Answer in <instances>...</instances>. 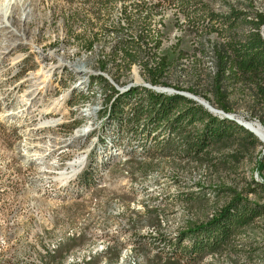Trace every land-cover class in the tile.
<instances>
[{
  "label": "rangeland",
  "instance_id": "374dc122",
  "mask_svg": "<svg viewBox=\"0 0 264 264\" xmlns=\"http://www.w3.org/2000/svg\"><path fill=\"white\" fill-rule=\"evenodd\" d=\"M197 1L218 13L232 8L249 17L264 13V0ZM248 28L240 23L237 29ZM156 29L161 33L160 52L171 55L172 63L161 84L154 85L162 88L157 91L166 88L163 93L172 94L179 88L213 99L211 46L221 38L194 34L175 3L21 0L9 26L0 27L2 264H47L49 254L57 259L64 255L57 264H158L160 257L165 259L159 255L161 236H175L190 222L210 217L228 201V187L245 190L251 177L264 186V148L242 135L196 158L172 150L120 157L107 166L100 181L80 177L83 160L71 172L69 163L90 149L97 147L104 155L111 151L99 143L101 126L88 137L81 134L98 103L79 106L81 98L69 95L71 88L85 87L87 75L99 71L119 91L142 84L136 73L151 84L142 62L127 65L113 50L124 37L144 30L155 34ZM261 32L264 36V27ZM92 38V49H84L81 42ZM180 51L181 58H175ZM140 57L146 61L144 53ZM101 60L107 63L103 70ZM71 65L86 70L73 72L75 81H59L58 73L73 70ZM36 78H46L39 88ZM229 104L235 118L261 125L264 105L253 90L234 91ZM256 189L248 196L264 203L259 186ZM124 248L130 252L123 254ZM81 251H90L88 262L79 261ZM191 264H264V214L238 231L223 251Z\"/></svg>",
  "mask_w": 264,
  "mask_h": 264
},
{
  "label": "trees",
  "instance_id": "16d2710c",
  "mask_svg": "<svg viewBox=\"0 0 264 264\" xmlns=\"http://www.w3.org/2000/svg\"><path fill=\"white\" fill-rule=\"evenodd\" d=\"M157 3H175L187 21V27L194 34L201 36L215 33L221 38V41L217 40L211 46L215 60V71L211 76L213 99L203 95L206 101L225 113H231L229 96L234 91L251 89L256 100L264 105V36L261 32L264 13L257 12L249 17L243 11L233 8L218 13L197 0H157ZM240 23L247 24L248 30L239 32L237 28ZM95 39L81 42V46L91 50ZM161 44L159 29L155 30V34H152V30H144L138 36L132 34L122 38L113 53L127 65L142 62L151 84L160 85V78L172 64L171 55L161 54ZM141 53L147 56L145 62L140 57ZM182 54L178 52L175 58H181ZM106 65L104 60L99 63L101 70ZM62 79H67V82L75 80L72 72L65 70L60 72L59 81ZM85 85L81 89L71 88L69 95L81 98L80 102L83 103L95 89L100 88L104 106L98 113L105 116L106 121L98 138L101 145H105V140L110 142L108 146L111 154L99 155L95 149H91L79 173L80 177L86 174L100 181V176L113 163L119 150L131 156L172 150L178 156L196 158L211 146L241 135L251 138L253 145L259 144L261 151L264 148L260 140L234 119L213 114L179 92L165 94L141 85L119 91L101 74L89 75ZM177 90L182 91L179 88ZM189 92L195 93L193 90ZM260 123L264 128V119ZM260 158L264 165V153ZM258 186L264 196L263 183L253 177L245 190L228 187V201L215 209L210 217L190 222L175 236H161L159 242L167 249L162 246L159 249V255L165 259L160 257L158 264L197 263L208 254L223 251L238 231L264 214V203L248 196L249 193H256ZM69 241L72 242V239ZM63 257L61 255L57 259L56 254H49L47 264H57Z\"/></svg>",
  "mask_w": 264,
  "mask_h": 264
},
{
  "label": "bare ground",
  "instance_id": "6f19581e",
  "mask_svg": "<svg viewBox=\"0 0 264 264\" xmlns=\"http://www.w3.org/2000/svg\"><path fill=\"white\" fill-rule=\"evenodd\" d=\"M19 4H21V0H0V24H1V26L0 27H6V26H9V20H10V18L12 17V15H13V10H14V7H16L17 5H19ZM22 9H23V6H22ZM22 13H24L23 12V10H22ZM14 30V29H13ZM15 31V30H14ZM74 64V63H73ZM75 64H76V62H75ZM67 67L66 68H68V66L69 65H66ZM71 67L73 68V70H70V71H67V70H65V71H67V72H72V75L74 76V79L76 80V77H75V73L73 74V72H81V71H85L86 69L84 68V67H82V66H72L71 65ZM74 70H76V71H74ZM64 71V70H63ZM62 72V71H61ZM85 74V73H84ZM95 74H101V75H103L108 81L110 80L111 81V79H110V77L107 75V74H105V73H103V72H101V71H99V72H97V73H95ZM89 75L90 74H88L87 75V80H88V77H89ZM94 75V74H93ZM58 76L60 77V72L58 73ZM135 78H136V81L138 82V83H142V84H145V85H149L150 83L149 82H146L138 73H136V76H135ZM44 79H46V78H36L35 79V86L37 85L38 86V88L39 87H41V85H42V83H43V80ZM74 80V81H75ZM109 81V82H110ZM112 82V81H111ZM112 84H113V82H112ZM141 84V85H142ZM84 85V84H83ZM114 86H115V84H113ZM144 86V85H143ZM84 87V86H83ZM83 87H81V88H83ZM144 87H147V88H151V89H154L155 91H157V89H162V88H157V87H155L154 85H152L151 84V86L150 87H148V86H144ZM81 88H79V89H81ZM94 88V87H93ZM116 88L118 89V87L116 86ZM128 88V87H127ZM164 89V88H163ZM166 89V88H165ZM164 89V90H165ZM163 90V91H164ZM93 91V90H92ZM163 91H157V92H162L163 93ZM167 91H171L170 89H167ZM177 92H179V93H181V94H183L182 92L183 91H177ZM176 92V93H177ZM198 97V96H197ZM198 98H200V97H198ZM94 103H98V105H93L94 107H93V110H92V112H94V108H95V115L94 116H91L90 117V120L88 121V126L87 127H85L84 129H82V131H81V134H83L84 136H87V135H89V133H91V132H93L94 130H96L97 128L99 129L100 128V126H101V128L100 129H102V124H103V121H106L105 120V116H102V115H99V113H98V111L104 106L103 105V95H102V91L100 90V88L98 89H95V91L91 94V96H89V99L88 100H86L85 102H83V103H80L79 104V106H86V105H89L90 106V108H91V105L92 104H94ZM209 104V106H211L212 108H215L214 106H212L210 103H208ZM73 107H75V106H73ZM87 113H91L90 111H88V112H85V114H87ZM93 123V124H92ZM84 123H82V125H83ZM48 125H50L49 123H47V124H45L43 127H45V126H48ZM249 127H250V129H251V131H252V133H254L263 143H264V128L261 126V125H259V124H257V123H249ZM80 128V127H79ZM100 132V131H99ZM110 144V142H107L106 140H105V145H107V144ZM112 144V143H111ZM101 145V144H100ZM101 146H103V145H101ZM108 146V145H107ZM111 147V146H110ZM113 148V147H112ZM93 149H95L96 151H97V154H99V155H104V152L103 151H101V150H99L97 147H95V148H93ZM91 150V149H90ZM111 150V149H110ZM127 153V152H126ZM111 154V151H110V153L108 154V155H110ZM87 155H88V153L87 154H85V155H83V156H81V158L79 157H77L78 159H76V160H73L72 162H70L69 163V166L72 168L71 169V172H76L77 170H76V166H79L80 165V163H82V160L84 161L83 163H82V165H85V163H86V157H87ZM116 156H114L115 157V159H114V161H118V159L120 158V157H122L121 159H124V158H126V157H128L130 154H125L123 151H121V150H119L116 154H115ZM131 156V155H130ZM112 157V156H111ZM84 158V159H83ZM84 167V166H83ZM97 251V249L96 248H94L93 250H92V252L93 253H95ZM123 254H126V253H128V252H130V250L128 249V248H124L122 251H121ZM89 253H90V251H81V258H78L79 259V261L80 262H82L83 260H85V261H87L88 262V260L90 259V255H89ZM85 254H87V255H85ZM125 256V255H124ZM123 259H125V258H123ZM83 263H84V261H83Z\"/></svg>",
  "mask_w": 264,
  "mask_h": 264
},
{
  "label": "water",
  "instance_id": "95a60500",
  "mask_svg": "<svg viewBox=\"0 0 264 264\" xmlns=\"http://www.w3.org/2000/svg\"><path fill=\"white\" fill-rule=\"evenodd\" d=\"M144 86H148L150 87L151 85H145V84H142ZM183 95H185L186 97L188 98H191L195 101H197L199 104L203 105L205 108L208 109V111L212 112L213 114H218L220 116H225V117H228V118H231V119H234L237 123H239L240 125H242L245 129L249 130L250 132L251 129L249 127V123L251 124L252 122L250 121H246V120H241V119H238V118H235L233 115L229 114V113H225L223 110L221 109H218V108H212L211 106H209V102L206 101L204 98L200 97L198 98L197 95H194L192 93H189V92H184Z\"/></svg>",
  "mask_w": 264,
  "mask_h": 264
},
{
  "label": "built area",
  "instance_id": "2783aa9c",
  "mask_svg": "<svg viewBox=\"0 0 264 264\" xmlns=\"http://www.w3.org/2000/svg\"><path fill=\"white\" fill-rule=\"evenodd\" d=\"M151 85V84H150Z\"/></svg>",
  "mask_w": 264,
  "mask_h": 264
}]
</instances>
